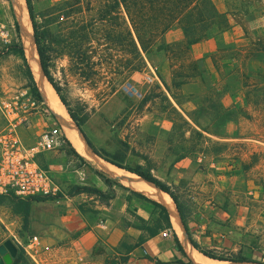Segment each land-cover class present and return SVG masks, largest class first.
Masks as SVG:
<instances>
[{
    "label": "rangeland",
    "instance_id": "rangeland-1",
    "mask_svg": "<svg viewBox=\"0 0 264 264\" xmlns=\"http://www.w3.org/2000/svg\"><path fill=\"white\" fill-rule=\"evenodd\" d=\"M60 1L31 0V4L38 16ZM212 1L220 12L228 13L230 26L206 39L212 40L216 49L201 59L193 58L191 48L188 59L176 57L175 52L185 38L179 27L171 28L169 36L166 37L168 31L164 35V43L172 48L168 57L163 53L153 52L149 57L143 53L147 67L141 72L136 71L138 59L129 42L114 40L98 47L95 60L100 63L99 74L90 78L87 45L71 39L72 46L67 52L62 45H55L57 53L51 73L69 108L82 121L78 127L69 113L70 120H65L53 112L35 79L43 101L32 94L27 66L17 53L22 47L26 57L23 37L28 33L20 24L16 0H7L4 13L20 29L0 57V135L9 132L12 122L22 143L32 147L42 134L40 122L45 118L52 122L49 128L67 127L69 122L102 166L108 163L104 159L106 153L120 152L129 158L125 166H139L166 186L174 198L150 183L171 197L181 227L186 228L188 222L200 217L202 199L213 200L215 207L245 212L247 245L252 252L247 257L248 264H264V0ZM83 3H91L97 10L103 0H83ZM87 16L85 11L83 17ZM117 25L118 20L113 18L111 30L117 32ZM64 27L62 23L54 26L58 38L76 30L74 25ZM178 30L183 39L176 41L174 32ZM32 34L31 28L33 43ZM26 60L29 66L27 57ZM194 68L202 79L189 83L202 84L201 94L184 93L182 86L175 87L181 76L191 74ZM158 73L170 86L169 90ZM3 103L14 109L9 118L3 112ZM228 114L235 118L221 122ZM58 148L65 151L75 166L89 172L65 137ZM44 153H39L37 160L47 170ZM99 170L91 169L93 175H101ZM69 171L71 168L57 176L51 174L66 194L74 186H65L64 181H70L66 174ZM202 184L207 189H201ZM158 203L171 214L162 200ZM12 235H17L20 241L30 236L11 200L0 198V245L11 240ZM16 246L18 260L15 258L12 264H37L23 247L17 243ZM35 258L42 264L38 249Z\"/></svg>",
    "mask_w": 264,
    "mask_h": 264
},
{
    "label": "crops",
    "instance_id": "crops-1",
    "mask_svg": "<svg viewBox=\"0 0 264 264\" xmlns=\"http://www.w3.org/2000/svg\"><path fill=\"white\" fill-rule=\"evenodd\" d=\"M169 34L170 31L166 33V37ZM174 35L177 36L176 41L183 39L179 30L174 32ZM215 49L212 40H205L191 46L190 51L194 59H201L207 53H213ZM181 89L184 93L201 94L203 85L198 82L188 83L182 85ZM51 123L50 118H45L40 122V130L49 129ZM59 129L61 138L65 137V141L83 160L89 172L75 166L65 151L58 147L44 153L47 170L57 176L71 168V171L66 173L70 180L69 183L64 181L66 187L90 186L101 190L105 198L101 200L96 195L87 193H64L53 200L31 203L27 234L39 237L38 250L42 264H104L108 257L115 255L125 256L126 264H179V260L183 264L188 261L198 264L190 254L192 250L203 256L205 255L200 250L224 257L251 256V249L247 245L248 236L245 233V228L248 229L245 212L236 211L233 207H215L213 200L209 199L199 202L200 217L194 222H188L186 228L181 227L178 220L182 235L177 231L170 213L172 227L150 235L146 226L153 224L157 212L152 204L134 193H140L155 202L159 200L137 188L133 180L134 175L110 163L102 166L90 152L86 154L78 146H74L65 127L60 126ZM128 159L125 156L124 164ZM92 168H99L101 175H93ZM201 189L207 188L202 184ZM210 197L213 199V196ZM165 230L170 232L168 237L162 235ZM122 243L133 247L128 251L126 247L121 246Z\"/></svg>",
    "mask_w": 264,
    "mask_h": 264
},
{
    "label": "trees",
    "instance_id": "trees-1",
    "mask_svg": "<svg viewBox=\"0 0 264 264\" xmlns=\"http://www.w3.org/2000/svg\"><path fill=\"white\" fill-rule=\"evenodd\" d=\"M25 1L32 23V40L39 58L40 71H42V75L56 91L60 101L67 108L70 117L78 127V122L82 121L69 108L66 98L61 93L58 82L51 73L55 60L54 54L57 53L54 48L55 45H62L64 52L70 51V47L72 46L71 39L82 41L87 45L85 55L88 57L89 73L87 77L90 78L99 74L98 67L100 63L95 60L99 50L97 48L114 40L122 44L129 42L134 47L138 59L136 71L141 72L147 67L142 55L143 53L148 57L153 52L163 53L164 56L168 57L172 48L164 43L163 38L165 33L171 28L179 27L184 33V42L177 49L175 55L177 58L185 60L188 59V52L191 46L225 32L230 26L228 13L220 12L212 0H103V3L100 4L97 10H95V7L91 3L84 5L83 0H61L38 16L34 12L31 0ZM84 10L87 12V17H83ZM234 15H237V13ZM113 18L118 20L117 32L112 31L110 28ZM60 23L64 24L65 29L74 25L76 30L74 32H67L68 34H65L62 38H58L54 31V26ZM16 28L19 32L20 26L18 24H16ZM78 46L79 44H77ZM17 53L20 54L24 64L27 66V77L30 80L32 94L38 101H43V97L35 85V78H33L32 70L29 68L30 65L28 66L27 64L23 48L20 47ZM194 69V72H191V74L187 73L181 76L183 77L182 80L175 87L180 88L182 85L196 78L202 79L201 74L196 71V68ZM158 76L165 88L169 90L170 86L159 73ZM234 118L235 116L228 114L227 116H223L221 122ZM79 132L81 131L79 130ZM105 155L106 158L104 159L108 163L137 174L146 182L153 184L159 190L172 196L169 189L149 172L142 171L139 166L134 168L125 166V154L117 152L114 154L106 153ZM80 193L96 195L101 200L105 198L101 190L90 186H73L69 192L70 195ZM134 194L152 204L154 211L157 212V217L153 221V224L146 226L150 235H155L160 230L172 227L169 211L164 205L152 201L140 193ZM0 198L11 200L15 213L22 217L24 230H27L31 203L53 200L59 197H33L28 200H16L13 197L6 196H0ZM172 198L174 197L172 196ZM193 245L197 247V245ZM121 246L126 247L128 251L133 247L125 246L123 243ZM178 247L182 252L181 247L179 245ZM200 252L209 258L228 261L232 264L250 263L247 257L241 255L224 257L216 256L210 251L200 250ZM17 260L18 256H16L15 261ZM118 260L121 264H126L127 262V258L122 255L118 257ZM177 262L183 264L181 260ZM105 264H117V262L110 256L105 260Z\"/></svg>",
    "mask_w": 264,
    "mask_h": 264
},
{
    "label": "built area",
    "instance_id": "built-area-1",
    "mask_svg": "<svg viewBox=\"0 0 264 264\" xmlns=\"http://www.w3.org/2000/svg\"><path fill=\"white\" fill-rule=\"evenodd\" d=\"M5 3L7 0H0V57L4 50L9 49L13 39L17 38V28L4 13ZM149 80L151 81V78ZM3 105L5 109L3 112L9 118L13 115L14 109L6 103ZM9 123L12 125L9 132L0 135V196L13 197L16 200H28L33 197L50 198L63 195L62 187L54 180L48 170L40 166L37 160L39 153L58 147L62 136L60 129L52 127L44 130L37 144L27 147L16 133L17 126L12 122ZM169 234V230L162 232L163 237H168ZM11 240L23 247L29 257L38 264L35 258L40 245L38 236H27L20 241L17 235H12ZM118 257L115 255L112 258L117 264H121Z\"/></svg>",
    "mask_w": 264,
    "mask_h": 264
},
{
    "label": "bare ground",
    "instance_id": "bare-ground-1",
    "mask_svg": "<svg viewBox=\"0 0 264 264\" xmlns=\"http://www.w3.org/2000/svg\"><path fill=\"white\" fill-rule=\"evenodd\" d=\"M16 4H17V15L19 17L20 24L23 26L26 33H28L27 36L25 35L23 37V45H24V49L26 52V57L28 59V63L33 72V77L35 78L36 82L40 86V89L45 97V100L50 105L51 109L55 111L57 114L61 115L65 120H68V119L70 120L68 111L66 110L64 105L61 103L56 91L53 89L50 83L47 82V80L45 79V77L42 75L40 71L38 57L36 54V50L34 49V46H33L34 43H32L30 39V31L32 27H31L29 15H28L27 7L25 4V0H16ZM65 129L67 131V135L72 141H74L75 145L78 146L80 150L88 154L89 153L88 148H86V145L82 143L83 140L81 141L80 136L77 133V130L72 128L69 122H68L67 127L65 126ZM133 180L135 184L137 185V188L144 190L145 192H147L152 197L158 200H162L164 204H166L169 207V209L171 210V216L177 228V231L182 235V230L178 224V218L175 214L174 204H173L171 197L164 192H159L151 184H148L147 182L136 179L135 176L133 177ZM190 254L198 264H223L219 261L212 260L206 256H203L202 254L198 253L195 250L190 251Z\"/></svg>",
    "mask_w": 264,
    "mask_h": 264
},
{
    "label": "water",
    "instance_id": "water-1",
    "mask_svg": "<svg viewBox=\"0 0 264 264\" xmlns=\"http://www.w3.org/2000/svg\"><path fill=\"white\" fill-rule=\"evenodd\" d=\"M53 112L56 114L55 111ZM128 179L131 180V178ZM17 251L18 248L16 244L10 239L6 240L2 245H0V264H12L14 259L16 258Z\"/></svg>",
    "mask_w": 264,
    "mask_h": 264
}]
</instances>
